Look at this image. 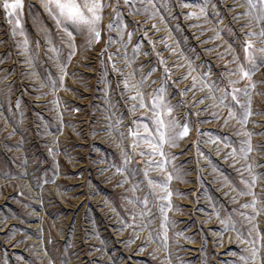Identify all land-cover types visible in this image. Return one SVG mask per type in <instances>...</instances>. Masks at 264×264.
<instances>
[{"label": "rangeland", "instance_id": "obj_1", "mask_svg": "<svg viewBox=\"0 0 264 264\" xmlns=\"http://www.w3.org/2000/svg\"><path fill=\"white\" fill-rule=\"evenodd\" d=\"M0 264H264V0H0Z\"/></svg>", "mask_w": 264, "mask_h": 264}, {"label": "snow or ice", "instance_id": "obj_2", "mask_svg": "<svg viewBox=\"0 0 264 264\" xmlns=\"http://www.w3.org/2000/svg\"><path fill=\"white\" fill-rule=\"evenodd\" d=\"M19 6L18 3H11V4H5L4 7L6 8H10V9H15ZM59 7L63 8V9H67L68 10V15L69 16H76L78 13L77 11L75 10L76 9V6L74 4H71V5H59Z\"/></svg>", "mask_w": 264, "mask_h": 264}]
</instances>
